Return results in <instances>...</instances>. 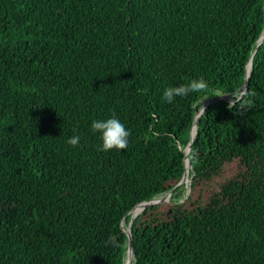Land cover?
Instances as JSON below:
<instances>
[{"label":"trees","instance_id":"16d2710c","mask_svg":"<svg viewBox=\"0 0 264 264\" xmlns=\"http://www.w3.org/2000/svg\"><path fill=\"white\" fill-rule=\"evenodd\" d=\"M263 5L0 0V264H124L126 214L179 182L194 114L244 81ZM113 113L128 147L100 151L92 122ZM191 150L187 187L131 226L136 264H264V42Z\"/></svg>","mask_w":264,"mask_h":264},{"label":"clouds","instance_id":"9594fccd","mask_svg":"<svg viewBox=\"0 0 264 264\" xmlns=\"http://www.w3.org/2000/svg\"><path fill=\"white\" fill-rule=\"evenodd\" d=\"M239 73H240V68H239ZM240 77H241V75H240ZM237 87H238V85H237ZM208 89H209V85L202 77L199 79H192L189 83L166 88L163 92L162 101L167 103V104H172L175 102L176 97L184 98V97H187L190 93L206 92V91H208ZM241 90H244V88L242 87ZM218 95H224V94L220 93ZM228 95H231V94H227L226 96H228ZM231 103H230V105H231ZM201 106H200V108H201ZM207 107L205 109H202V110L205 111L207 109ZM203 115H204V113H201L200 118ZM194 116H195V114H194ZM194 116H193V118H194ZM193 118H192V120H193ZM191 123H192V121H191ZM191 123H190V125H191ZM190 125H189V127H190ZM91 128H92V131L94 134L95 133L100 134V138L102 141V144L99 148L100 151L108 152L111 150H118L119 151V150L127 149L128 138L131 135V132L125 127V125L123 123L120 122V120L118 118H116L115 113H113L112 116L106 120H94L92 122ZM68 144L71 145L72 147L79 146L80 137L78 135H73L71 138L68 139ZM185 188H183V189H185ZM151 201H153V200H151ZM142 203H145V202H142ZM127 219H128V216H127ZM123 228L124 227H122V229ZM124 264H125V262H124Z\"/></svg>","mask_w":264,"mask_h":264},{"label":"water","instance_id":"95a60500","mask_svg":"<svg viewBox=\"0 0 264 264\" xmlns=\"http://www.w3.org/2000/svg\"><path fill=\"white\" fill-rule=\"evenodd\" d=\"M263 7H264V5H263ZM263 41H264V28H263V31L260 34L258 40L256 41V46H255V49H254L253 53L250 55V58L248 59V61L243 65V66H247V72H246V76L244 78V81L242 80V77H240V82L238 84V87H237L236 91L233 94L228 95V96H226V95H218V96H216V97H214L212 99H209L207 101L202 102L201 103L202 106L200 108L201 111H202V113L205 112L202 109H205L207 106H209L211 103H213V102H215L217 100H226V101H229L231 99H234V98L238 97V95H239L240 90H241L242 87L244 88V92L246 91V87H247V84H248L249 72H250V69H251V64H252L254 58L256 57V55L258 53V50L260 49ZM243 66L240 67V70H241V68ZM200 119L201 118L199 117L196 120V122H195V128H194V133H193V136H192V139H191V143H192V140L194 138V135H195V132H196V129H197V126H198V123H199V120ZM187 135H188V133L186 134V136H185V138L183 140V143L180 146V150L184 154V159H183V174H182L179 182L174 186V188L171 191H169L162 198L157 199V200H153V201H149V202H145V203H139L131 211H129L126 214V216H128L129 214H134V215H132L131 218H128L127 219V224L122 229L123 230L124 237H125V236H127V235H125L126 234L125 229L128 228L129 239H128V237H127V239L125 238V243H126V247H127L126 260L129 257V254H131L132 260H133V264H136V258H135V255H134V252H133V249H132V243H131V232H132L131 231V226H132L133 222L136 220V218L142 212H145V211H148V210H151V209H156V208L162 207L164 205H168L170 198L175 193H177L178 191L182 190L183 188H185L188 185V178H189V174H190V171H191V163H190V161L192 159V150H191V143H190L189 144V158H186L185 152L183 150V144H184V142L186 140ZM143 204H153V205L152 206L150 205V206L141 207Z\"/></svg>","mask_w":264,"mask_h":264},{"label":"bare ground","instance_id":"6f19581e","mask_svg":"<svg viewBox=\"0 0 264 264\" xmlns=\"http://www.w3.org/2000/svg\"><path fill=\"white\" fill-rule=\"evenodd\" d=\"M201 113H202V111L200 110L199 112H197V114L195 115V122H196V120L200 117V115H201ZM194 128H195V123H194ZM190 131H191V129L189 130V132H188V135L190 134ZM188 135H187V137H188ZM187 137H186V139H187ZM186 141V140H185ZM185 143V142H184ZM184 145V144H183ZM188 150H189V146L186 148V150H185V155H186V158H188V156H187V153H188ZM158 204V203H157ZM152 206L153 204H143L141 207H144V206ZM130 215V218H131V215H134V214H129ZM125 231H126V234H127V236H128V238H129V235H128V228L127 229H125ZM133 260H132V256H131V254H129V257L127 258V263H125V264H130L131 262H132Z\"/></svg>","mask_w":264,"mask_h":264},{"label":"rangeland","instance_id":"374dc122","mask_svg":"<svg viewBox=\"0 0 264 264\" xmlns=\"http://www.w3.org/2000/svg\"><path fill=\"white\" fill-rule=\"evenodd\" d=\"M130 264H133V261Z\"/></svg>","mask_w":264,"mask_h":264}]
</instances>
